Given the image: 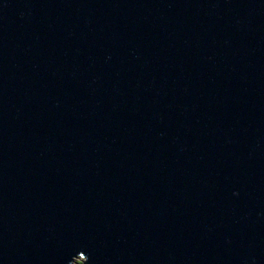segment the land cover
I'll use <instances>...</instances> for the list:
<instances>
[{
    "label": "water",
    "instance_id": "95a60500",
    "mask_svg": "<svg viewBox=\"0 0 264 264\" xmlns=\"http://www.w3.org/2000/svg\"><path fill=\"white\" fill-rule=\"evenodd\" d=\"M264 264V0H0V264Z\"/></svg>",
    "mask_w": 264,
    "mask_h": 264
},
{
    "label": "rangeland",
    "instance_id": "374dc122",
    "mask_svg": "<svg viewBox=\"0 0 264 264\" xmlns=\"http://www.w3.org/2000/svg\"><path fill=\"white\" fill-rule=\"evenodd\" d=\"M84 261V259L83 258H76V260H75V262H74V264H78V262H83Z\"/></svg>",
    "mask_w": 264,
    "mask_h": 264
},
{
    "label": "trees",
    "instance_id": "16d2710c",
    "mask_svg": "<svg viewBox=\"0 0 264 264\" xmlns=\"http://www.w3.org/2000/svg\"><path fill=\"white\" fill-rule=\"evenodd\" d=\"M78 264H80V262H78Z\"/></svg>",
    "mask_w": 264,
    "mask_h": 264
}]
</instances>
